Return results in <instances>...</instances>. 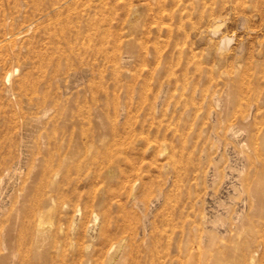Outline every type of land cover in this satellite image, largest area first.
<instances>
[{"label": "rangeland", "instance_id": "obj_1", "mask_svg": "<svg viewBox=\"0 0 264 264\" xmlns=\"http://www.w3.org/2000/svg\"><path fill=\"white\" fill-rule=\"evenodd\" d=\"M263 173L264 0H0V264H264Z\"/></svg>", "mask_w": 264, "mask_h": 264}, {"label": "bare ground", "instance_id": "obj_2", "mask_svg": "<svg viewBox=\"0 0 264 264\" xmlns=\"http://www.w3.org/2000/svg\"><path fill=\"white\" fill-rule=\"evenodd\" d=\"M9 76H10V75H9ZM117 140H118V139H117ZM117 140H116V141H117ZM114 141H115V140H114ZM114 143H115V142H114ZM116 143H117V142H116ZM122 143H123V142H122ZM120 145H121V144H120ZM115 146L117 147V144H116ZM121 147H122V146H121ZM121 147H120V148H121ZM120 148H119V146H118V148H116V149L118 150V149H120ZM116 149H115V150H116ZM119 151H121V150H119ZM115 153H116V152H115ZM116 154H117V153H116ZM120 154H121V153H120ZM117 161H118V160H117ZM117 164H118V163H117ZM60 168H61V166H60ZM55 169H56V168H55ZM55 169H54V171H55ZM49 171H51V170H49ZM52 171H53V170H52ZM57 171H58V170H57ZM58 172H59V171H58ZM6 173H7V172H6ZM56 173H57V172H56ZM263 174H264V173H263ZM49 175H50V173H49ZM51 175H52V173H51ZM51 175H50V176H51ZM55 175H56V174H55ZM61 175H62V174H61ZM48 177H49V176H48ZM239 177H240V176H239ZM263 177H264V176H263ZM47 179H48V178H47ZM55 179H56V178H55ZM59 179H60V177H59ZM61 179H62V178H61ZM261 179H262V178H261ZM52 180H53V182L55 181L54 179H52ZM46 182H48V180H47ZM50 182H51V181H50ZM53 182H52V183H53ZM62 182H63V179H62ZM259 182H260V181H259ZM52 183H51V184H52ZM54 183H55V182H54ZM44 184L47 185V183H44ZM44 184H43V185H44ZM58 184H59V183H58ZM43 185H42V187H43ZM46 185H44V186H45L44 188H46ZM258 185H259V184H258ZM51 186H52V185H51ZM249 186H250V185H249ZM53 187H54V186H53ZM53 187H52V188H53ZM57 187H58V185H57ZM59 188L62 189V187H60V184H59ZM248 188H249V187L247 186V189H248ZM256 188H257V187H256ZM260 188H261V187H260ZM56 189H58V188H56ZM247 189H246V190H247ZM58 190H59V189H58ZM248 190H249V189H248ZM60 191H62V190H60ZM60 191H58V192H60ZM261 191H262V190H261ZM248 192H249V191H248ZM42 193H43V192H42ZM42 193H41V194H42ZM56 193H57V191H56ZM57 194H59V193H57ZM254 194H255V193H254ZM49 195H52V194L50 193V194H48V196H49ZM255 195L257 196L258 194H255ZM43 196H44V195H43ZM46 196H47V195H46ZM251 196H252V195H251ZM263 196H264V195H263ZM56 197H57V196H56ZM57 198H58V200H59V197H57ZM57 198H56V199H57ZM60 198H61V197H60ZM42 199H43V198H42ZM40 200H41V199H40ZM67 200H68V199H67ZM258 200H259V199H258ZM55 201H56V200H55ZM63 201H64V200H63ZM37 202H39V200H38ZM40 202H41V201H40ZM60 202H62V201L60 200ZM257 203H258V202H257ZM35 204H38V203H35ZM53 204H54V203H53ZM64 204H65V203H64ZM38 205L40 206L41 203L38 204ZM258 205H259V204H258ZM50 207H51V206H50ZM40 208H41V207H39V211H40ZM36 209H38V206H37V208L34 207V210H36ZM31 211H32V210H30V213H31ZM64 211H65V210H64ZM34 212H35V211H34ZM46 212H47V211H46ZM30 213H29V214H30ZM35 213H36V212H35ZM31 214H32V213H31ZM31 214H30V215H31ZM39 215H40V214H39ZM39 215H36V216H39ZM31 216H32V215H31ZM33 216H34V215H33ZM30 218H31V217L29 216L28 219H30ZM38 218H39V217H38ZM38 218H37V220H38ZM40 218H41V217H40ZM42 219H43V217H42ZM31 220H32V218L30 219V222H32ZM33 221H36V218H35V220H33ZM50 221H51V220H50ZM31 224H32V223H31ZM33 224H34V223H33ZM36 224H37V223H36ZM243 224H244V223H243ZM247 234H248V232H247ZM39 239H40V238H39ZM251 241H252V240H251ZM258 243H259V242H258ZM257 245H258V244H257ZM253 251H254V250H253ZM256 251H258V250H256ZM243 254H244V253H243ZM243 254H242V255H243ZM45 255H46V254H45ZM250 256H251V255H250ZM251 257L253 258V256H251ZM249 258H250V257H249ZM152 261H153V260H152ZM152 261H151V262H152ZM249 261H250V260H249ZM254 262H255V261H253L252 263H254ZM249 263H250V262H249Z\"/></svg>", "mask_w": 264, "mask_h": 264}]
</instances>
